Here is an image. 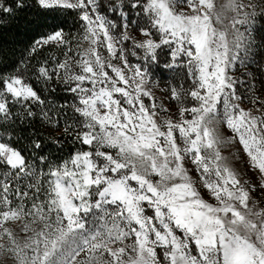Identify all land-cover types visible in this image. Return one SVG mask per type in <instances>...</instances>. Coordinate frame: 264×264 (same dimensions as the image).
Instances as JSON below:
<instances>
[{"label":"snow or ice","instance_id":"snow-or-ice-1","mask_svg":"<svg viewBox=\"0 0 264 264\" xmlns=\"http://www.w3.org/2000/svg\"><path fill=\"white\" fill-rule=\"evenodd\" d=\"M0 36V264H264V0H0Z\"/></svg>","mask_w":264,"mask_h":264},{"label":"trees","instance_id":"trees-1","mask_svg":"<svg viewBox=\"0 0 264 264\" xmlns=\"http://www.w3.org/2000/svg\"><path fill=\"white\" fill-rule=\"evenodd\" d=\"M11 39H12V37H10V36H0V44H3V41H5V40L10 41ZM16 39L19 40L20 37H17ZM12 47H13V45H11L9 43V45H7L4 49L8 53V58H7L8 62H11V60L15 59V57L11 56ZM16 47H17V56H18L19 55V46L17 45ZM3 62H4V58L0 57V63H3Z\"/></svg>","mask_w":264,"mask_h":264}]
</instances>
